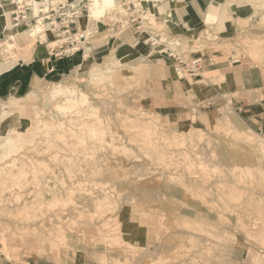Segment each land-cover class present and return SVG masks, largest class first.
<instances>
[{"label":"rangeland","instance_id":"1","mask_svg":"<svg viewBox=\"0 0 264 264\" xmlns=\"http://www.w3.org/2000/svg\"><path fill=\"white\" fill-rule=\"evenodd\" d=\"M234 4L249 9L233 17ZM215 7L185 39L192 55L226 63L184 79L177 95L169 94L179 82L171 62L148 56L132 29L106 17L91 57L73 72L0 100V255L38 264H264V0ZM154 15L149 9L160 27ZM15 40L0 43L5 57L21 51ZM108 67L110 76L101 74ZM242 74L252 89L239 84ZM58 84L89 104L52 96ZM177 109L192 111L193 122L178 126ZM22 120L30 141L3 148Z\"/></svg>","mask_w":264,"mask_h":264},{"label":"built area","instance_id":"2","mask_svg":"<svg viewBox=\"0 0 264 264\" xmlns=\"http://www.w3.org/2000/svg\"><path fill=\"white\" fill-rule=\"evenodd\" d=\"M121 9L118 25L132 29L148 56L170 61L177 79L203 77L204 54H193L190 44L182 34H169L159 21L158 10L167 0H117ZM94 0H0V8L10 14L12 25L17 28H39L36 43L44 46L48 58L79 55L90 58V39L79 25L78 19L88 13ZM149 9L155 11L153 26L148 18ZM212 63L213 59L209 58Z\"/></svg>","mask_w":264,"mask_h":264},{"label":"crops","instance_id":"3","mask_svg":"<svg viewBox=\"0 0 264 264\" xmlns=\"http://www.w3.org/2000/svg\"><path fill=\"white\" fill-rule=\"evenodd\" d=\"M241 1L242 3H246V0ZM223 2L224 0H167L163 4L162 8L158 10V19L164 26L168 27L171 32H178L185 36L191 37L195 35L201 28H203L205 24H207L205 22V18L207 19V17L212 16V7L216 6L215 8L218 9L220 4ZM233 8L234 10L232 15L234 17V15L239 13V11H247L249 9V5L234 4ZM5 9L6 8H0V14L6 12ZM1 15H3L4 18L0 16V43L7 39V34L15 33V28L12 27L10 14L4 13ZM13 40H15V37H13ZM24 42L25 41H21L20 44H17L18 46L20 45L21 51H18V48L15 49L17 52L14 53V58L10 59L9 57H5V50H1L3 53L0 52V100L28 94L35 88L43 86L44 82L48 80V77L52 78L55 76L69 75L78 65H81V57L79 55L64 58H48V53L44 46L38 44L36 46L34 45L32 49H28L26 43ZM32 42L34 43V41H31V43ZM8 53L10 54V52ZM204 59V68H210L212 66L214 67L215 65L222 66L223 63H226L223 61L219 62L214 60L211 63L207 57ZM245 71L249 70L245 69ZM239 79V84H241L243 88L248 89L250 87V89H252V86H255L253 81L244 78L243 74L241 75V78L239 77ZM178 81L179 82L177 83L172 82V86H170L169 91L170 95H177L179 92H181L180 87L183 89V86H185L184 84L186 80L178 79ZM248 113H251V111ZM192 114L193 113L190 110L177 109L176 112L172 114V116L174 117V121L178 124V126L182 127L187 123L193 122ZM252 117L253 116L248 118L247 125L252 128L253 126H258L261 128V118L259 122V120H256ZM139 228L143 230V238L144 241L147 242L151 237L149 223L145 222L143 219L139 223ZM0 264L38 263L33 258H29V260L26 258L23 260L21 259L20 261H13L7 259L3 255H0ZM79 264L89 263L84 261Z\"/></svg>","mask_w":264,"mask_h":264},{"label":"bare ground","instance_id":"4","mask_svg":"<svg viewBox=\"0 0 264 264\" xmlns=\"http://www.w3.org/2000/svg\"><path fill=\"white\" fill-rule=\"evenodd\" d=\"M120 9H121V7H120L117 0H94V2L89 7L88 13L81 16L78 19V23L80 26H82L86 30V32L88 34H93L97 31H100V29H101L100 24H101L102 20H104L106 17H109L112 20H116L117 19V13L120 11ZM4 13L6 14L8 12L6 11ZM4 13H1V14H4ZM1 14H0V16H2V18H4L3 15H1ZM12 27L15 28V33L7 34L6 40H9V38L12 39L13 37L17 36L16 41H18V42L19 41H28L31 37H34V35H35L36 36L35 42H36V38H37L38 34L40 33L39 28H36V27L25 28V29L17 28V27H14L13 25H12ZM26 45L29 47L32 45V43L29 41L26 43ZM112 72H113L112 68L108 67L105 70V72H102L101 74H103L105 76H110V74ZM115 73H117V72H115ZM31 93H33V92H31ZM60 93H62L65 96V99L69 102V104H70V102L73 103V104H70V106H76L77 107L78 105H86V104L88 105L89 104L88 96L84 93H81L80 91L69 90V88L67 90H64L62 88L61 84H58L52 88V91H51L52 96H57ZM17 100L19 102L21 101V99H17ZM61 102H63V101H61ZM63 107L65 108L66 105L65 106L63 105L60 107L58 106V108H63ZM89 109H90V107H89ZM95 110H97V109H95ZM95 110H94V112H95ZM92 112H93V110H92ZM18 119H19V117H18ZM26 126H27L26 121L22 120L21 124L18 127H13L12 129H10L9 135L5 139L3 148L5 146H7L9 149H12L13 147H16V145H18L22 139H23V141H26V140L30 141L31 136L24 137L26 132H24L23 130L25 129ZM84 129H86V128H84ZM72 132H74V131H72ZM76 133H77V131H76ZM31 139H33V138H31ZM0 146H1V144H0Z\"/></svg>","mask_w":264,"mask_h":264}]
</instances>
